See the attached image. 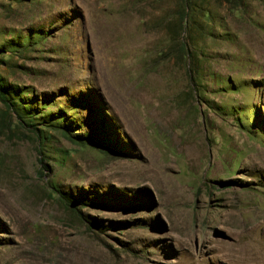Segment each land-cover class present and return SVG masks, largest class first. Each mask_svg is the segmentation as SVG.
I'll use <instances>...</instances> for the list:
<instances>
[{"label":"rangeland","instance_id":"374dc122","mask_svg":"<svg viewBox=\"0 0 264 264\" xmlns=\"http://www.w3.org/2000/svg\"><path fill=\"white\" fill-rule=\"evenodd\" d=\"M179 6L0 0V81L51 119L95 90L126 145L82 148L49 129L44 171L34 135L0 128V264H264V30L216 9L235 41L199 64L198 106L166 39ZM254 12L264 28V4ZM86 111L75 127L92 137Z\"/></svg>","mask_w":264,"mask_h":264},{"label":"trees","instance_id":"16d2710c","mask_svg":"<svg viewBox=\"0 0 264 264\" xmlns=\"http://www.w3.org/2000/svg\"><path fill=\"white\" fill-rule=\"evenodd\" d=\"M12 2H18L20 0H10ZM180 6L175 13V25H170L169 29L171 35L168 36L167 42L172 45L170 51L181 63V66L185 70V74L188 80V85L195 94V101L197 105H202V99L200 97V90L204 89L203 86V71L200 70V63L206 61V59H215L218 56H213L209 53V47L213 42H231L235 39L231 36L228 29V23L226 17H222L221 14L216 11L218 7H226L228 11V17L238 21L248 23L251 28L264 30L259 25L257 19H255L256 3H263L264 0H179ZM217 27L223 28L222 34L216 29ZM46 35L47 33H39ZM45 38V37H44ZM8 52V48L4 46L0 49V60L5 58ZM218 54V53H217ZM222 57V56H221ZM219 55V58H221ZM218 58V59H219ZM223 60H230L226 57H222ZM259 86H264V81H260ZM27 91H23L13 85L4 84L0 81V102L5 107L6 111L3 113L0 121V128L8 130H14L19 126L23 130H27L30 134L34 135L38 141L40 148L38 149L39 163L44 171H47L49 166L44 163L43 145L50 142L52 134L49 133V129L57 130L63 137H65L71 143L81 146L82 148L91 146L93 148H100L109 153H125L126 145L122 144L118 136V129L116 124L112 122L109 116L103 111L102 105L100 106V98L96 96V91L92 90L89 95L83 94L82 96H76L70 103V108L65 112L55 113L54 119L44 117L38 111V106L33 105L38 101H32L28 99ZM70 96V95H69ZM68 96V97H69ZM55 98L45 101L42 100L43 108L51 106V102ZM87 108L89 111V121L95 123V131L92 137L89 134L82 133L84 128L77 126V120L75 115H79L80 110ZM88 111H86L88 113ZM70 113H74L70 115ZM258 122L264 126V120L262 113L257 111ZM12 115L17 118L14 126L11 122H6V116ZM52 115V114H51ZM11 116V117H12ZM40 122V123H39ZM90 123V122H88ZM14 126V127H12ZM96 133L98 134L96 136ZM42 147V148H41ZM70 153L66 155L69 156ZM58 195H62L67 201L66 204L70 208H76L78 201L70 198L64 193L60 192L57 187H53ZM84 204V203H82ZM109 206V205H108Z\"/></svg>","mask_w":264,"mask_h":264}]
</instances>
